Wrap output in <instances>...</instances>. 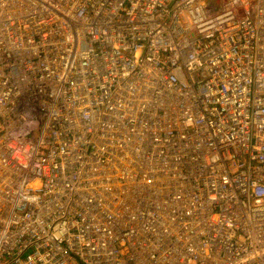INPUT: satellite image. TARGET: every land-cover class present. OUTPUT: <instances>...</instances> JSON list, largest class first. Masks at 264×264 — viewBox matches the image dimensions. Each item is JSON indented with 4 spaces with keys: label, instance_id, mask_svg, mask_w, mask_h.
I'll return each mask as SVG.
<instances>
[{
    "label": "built area",
    "instance_id": "obj_1",
    "mask_svg": "<svg viewBox=\"0 0 264 264\" xmlns=\"http://www.w3.org/2000/svg\"><path fill=\"white\" fill-rule=\"evenodd\" d=\"M0 264H264V0H0Z\"/></svg>",
    "mask_w": 264,
    "mask_h": 264
}]
</instances>
